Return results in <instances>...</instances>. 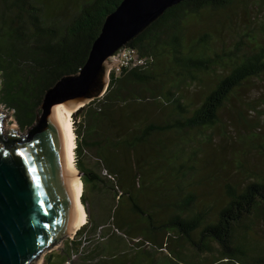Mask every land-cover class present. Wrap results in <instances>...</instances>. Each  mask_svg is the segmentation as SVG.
Segmentation results:
<instances>
[{
  "label": "trees",
  "instance_id": "1",
  "mask_svg": "<svg viewBox=\"0 0 264 264\" xmlns=\"http://www.w3.org/2000/svg\"><path fill=\"white\" fill-rule=\"evenodd\" d=\"M122 1L0 0V102L13 111L21 130L35 123L51 87L81 71L106 17ZM241 3H251L246 33L238 14L237 23L233 15ZM216 16L218 21H211ZM235 27L240 35L234 46L220 45L224 29ZM127 47L135 48L146 64L120 76L111 73L105 95L73 114L76 166L89 222L77 233L78 241L69 239L66 250L84 247L90 228L111 243L121 232L130 236L127 240L141 239L133 245L138 252L147 243L171 251L160 258L157 250L145 249L139 261L117 259L114 264H167V258L169 264H194L188 246L194 259L214 252L211 242L217 255L200 264H264V243L249 240L255 222H264V175L245 186L226 183L220 202L212 184L204 189L219 172L207 171L211 160L201 163V150L190 147L191 135L216 127L222 112L240 114L247 122L245 92L264 88V0H185ZM210 75L215 80L206 84ZM196 86L207 91L198 100L188 95ZM88 188L95 191L97 215ZM110 216L117 227L107 237L103 226ZM170 231L175 240L165 244ZM253 244V252L261 253L255 257L248 254Z\"/></svg>",
  "mask_w": 264,
  "mask_h": 264
},
{
  "label": "water",
  "instance_id": "2",
  "mask_svg": "<svg viewBox=\"0 0 264 264\" xmlns=\"http://www.w3.org/2000/svg\"><path fill=\"white\" fill-rule=\"evenodd\" d=\"M183 1L123 0L106 17L81 71L64 76L46 92L27 133L13 127L3 135L0 129V264H38L43 253L73 239L80 228L82 173L68 169L56 108L77 112L102 98L112 57Z\"/></svg>",
  "mask_w": 264,
  "mask_h": 264
},
{
  "label": "rangeland",
  "instance_id": "3",
  "mask_svg": "<svg viewBox=\"0 0 264 264\" xmlns=\"http://www.w3.org/2000/svg\"><path fill=\"white\" fill-rule=\"evenodd\" d=\"M249 4L251 3H241L239 7L234 10L233 14L236 23V15L238 14V25L242 29H244L245 33L248 32L245 27L248 26L250 22V19L247 16V13L250 11ZM252 8L253 11L256 12L257 9L255 7V3H252ZM230 14V11L225 12L223 14V17H227ZM219 16H216L211 21H218ZM254 18L255 15H253L251 19L254 20ZM213 24H217V22ZM237 35H240V30L238 27H235L234 29H224L223 35L220 37V45L223 44L227 47H233ZM214 80L215 76L210 75L206 78V84H212ZM199 87L196 86L190 88V90L188 91V95L191 99L198 100V97H201L204 93H207L206 87ZM260 94H264V88L262 87H257L250 93L249 91L245 92L248 100L245 103L246 108H248V110L246 111L247 122H244L240 119V114L225 111L221 113V121L216 127L207 130L203 134L197 133L191 135V137H193L191 138L193 143L190 144V147L193 150H201L199 152V155L202 156L200 162L203 163L205 160L209 161V159L212 162V165H209V168L207 167L206 170L208 171L216 169L219 172L213 176L214 179H211L209 185H207L206 183V187L204 189H208V186L211 188L210 184H212L217 189L214 198H216L220 202L222 200V197L224 196L226 183L245 186L246 184L255 180L257 176L264 175V99L259 98ZM0 111L4 115L11 113V115H7V117L4 119L6 123V126L4 127V135L9 133V129L13 127L23 133H27L28 129L21 130L18 123L15 121L13 111H8L7 108H5L1 104V102ZM87 160L92 163V160L88 158ZM77 170L79 171L78 167ZM80 177L82 179V175H80ZM158 187L159 186H157V188ZM154 188L155 187L153 186V194L151 195V198H155L154 193L156 192V190ZM93 193L95 194V191L92 190V188H88V197L91 203L93 202ZM123 197L124 196H122V201L127 200L126 196L124 198ZM151 203L152 202L149 201L147 204L150 205ZM84 206L86 208V205ZM144 206H147L145 202ZM92 208V213L94 215H97L99 213V207L95 208L92 203ZM126 215H128L127 217H129V219H136V216L132 214L125 213V216ZM88 222L89 214L87 211V221L84 225H86ZM106 223L107 224H104L103 227L108 237L109 235L115 233L114 231L116 229L113 228V226L117 227V225L115 224L114 218L112 216L109 217V220ZM80 229L77 230L73 239L67 237L65 240L43 253L38 260V264H47L46 261L50 256L53 257H51V261H53L51 262V264H69V261L71 262L70 264H114L113 262L116 261V259H121L122 261H131L132 259H134L139 261V259L142 257V253L140 252L145 249L150 251L157 250L154 255L159 256L160 258H166V256L171 252L169 250V252L167 250H159L155 245L150 246L148 244L144 247H139V249L142 250L138 252L139 250L136 247L133 248V245L137 242L134 240H127V237L129 236L127 233H119V235L115 236L116 242L111 243L113 239H100L97 234L99 232L91 234L92 230L90 228L86 237L84 247L80 245L78 251L75 250V252H68V250L66 249L67 244L69 243V239H76V241H78L79 236H77V233ZM166 233L167 236L164 235L163 238V242L165 244L169 243L171 239L175 240L176 233L171 231ZM249 235V240L259 242L262 247L264 243V222L257 220L255 222V225L252 226ZM195 236L197 238L199 237V231L195 233ZM210 245L213 247L214 252H208L205 255H201L200 257L194 259L191 258L194 250L190 246H188L189 250L187 254L189 255V259L192 260L194 264H200L203 259L211 260L214 255H217L216 250L218 248L217 245L213 242H211ZM256 247L257 244L251 245V249H249L248 253L249 256L255 257L256 255L261 254L253 252L255 251ZM81 248L83 249L81 250ZM143 262L145 263L146 261L143 260ZM166 262L167 264H169L168 258L166 259ZM162 263L166 264L164 260L162 261ZM251 263H253L252 260H249L248 263L243 262L238 264Z\"/></svg>",
  "mask_w": 264,
  "mask_h": 264
},
{
  "label": "bare ground",
  "instance_id": "4",
  "mask_svg": "<svg viewBox=\"0 0 264 264\" xmlns=\"http://www.w3.org/2000/svg\"><path fill=\"white\" fill-rule=\"evenodd\" d=\"M59 112L60 118V125L62 128L63 139H64V146H65V154H66V161L69 171H76V157H75V149H76V137L74 132V125H73V109L67 108L64 105H60L56 108ZM78 180L82 187L81 195L78 199V211L80 216V228L86 223L87 221V211L82 202V195L84 190V184L81 177H78ZM79 228V229H80Z\"/></svg>",
  "mask_w": 264,
  "mask_h": 264
},
{
  "label": "built area",
  "instance_id": "5",
  "mask_svg": "<svg viewBox=\"0 0 264 264\" xmlns=\"http://www.w3.org/2000/svg\"><path fill=\"white\" fill-rule=\"evenodd\" d=\"M113 65L109 74L120 76L124 72L131 70L134 67L142 66L146 64L147 59L139 54L135 48L125 47L121 49L115 56L112 57ZM141 239H135L137 243ZM150 245V243H147ZM71 262L69 261V264Z\"/></svg>",
  "mask_w": 264,
  "mask_h": 264
},
{
  "label": "crops",
  "instance_id": "6",
  "mask_svg": "<svg viewBox=\"0 0 264 264\" xmlns=\"http://www.w3.org/2000/svg\"><path fill=\"white\" fill-rule=\"evenodd\" d=\"M122 259H124V258H122ZM119 260H121V259H119ZM116 261H117V259H116Z\"/></svg>",
  "mask_w": 264,
  "mask_h": 264
}]
</instances>
